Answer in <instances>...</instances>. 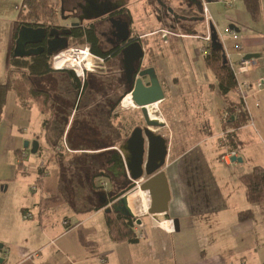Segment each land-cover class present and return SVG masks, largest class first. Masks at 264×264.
<instances>
[{"label":"crops","instance_id":"crops-1","mask_svg":"<svg viewBox=\"0 0 264 264\" xmlns=\"http://www.w3.org/2000/svg\"><path fill=\"white\" fill-rule=\"evenodd\" d=\"M50 1L56 5L59 19L64 2ZM22 2L0 0V83L6 80L12 67L14 24ZM109 2L119 3L123 12L130 13L133 24L131 0ZM145 2L154 8L153 0ZM206 4L211 22L232 61L240 62L247 53L258 54L253 58V66L238 76V80H246L251 85L246 102L249 120L236 130L241 146L236 156L242 157V161H232L226 156L228 152L223 154L226 149H221L220 141L222 114L240 101L236 90L223 94L213 72V76L207 72L204 76L202 71L198 70L199 75H196L194 70L184 80L176 71H171L167 67L170 60L165 61L155 54L157 49L164 52L162 41L175 49L181 46L184 37L199 38L192 35L194 22H191L184 28H171L175 33L163 39L162 30L168 28L158 19L153 28L139 32L146 50L143 66H153L163 84L165 98L159 102L161 109L164 104H175L177 97L185 96L188 100L184 105L189 115L200 125L196 143L177 154L173 137L167 134L169 148L165 168H170L173 160L179 162L173 172H166L171 194L168 214L169 218H178V230L173 226L167 230L157 227L144 233L140 230L138 232L144 236L137 242L111 239L105 208H96L101 201L97 200L98 195L109 188L94 189L93 174L98 157L117 148L119 138L125 135L115 125L113 117V127L102 129L98 124L100 113L87 111L89 106L68 91L66 75L50 72L35 77L34 84L50 92L56 105L55 118L66 126L58 145L66 141L72 151L56 153L58 145L54 148L49 143L48 137H56L53 131L45 129L47 113L36 104L25 106L16 92L7 95L0 122V264H264V202L250 205L240 179L254 166L264 167V0H260L258 20L252 19L245 2L213 0ZM71 8L69 1L65 6L66 15ZM231 24L238 29H231ZM186 27L189 31H185ZM232 31L238 33L240 39H234ZM238 43L242 46V57L236 49ZM201 56L205 64V54ZM170 65L174 66V61ZM88 74L97 79V71ZM258 79L263 80L261 87L257 85ZM62 82L65 85L60 86ZM87 92L92 97L103 93L96 87L88 88ZM105 103L102 102L101 113L107 107ZM183 103H178V107L182 108ZM162 116L165 126L166 123L173 125L163 112ZM179 117L178 126L185 127L186 122L189 134H193L195 121L186 114ZM88 124L93 132L87 128ZM42 139L47 144L48 159L34 161L31 172V167L25 163L30 153H34L32 142L37 140V152L42 154ZM26 141L30 142L27 147ZM203 143L206 146H202ZM197 148L200 149L197 151ZM19 158L25 159L21 169L18 168ZM41 163L42 171L37 165ZM34 184L38 185L35 191ZM248 207L253 209L254 216L240 220L239 212ZM24 210L31 211L34 217L25 219ZM64 220L69 223L65 225Z\"/></svg>","mask_w":264,"mask_h":264},{"label":"water","instance_id":"water-1","mask_svg":"<svg viewBox=\"0 0 264 264\" xmlns=\"http://www.w3.org/2000/svg\"><path fill=\"white\" fill-rule=\"evenodd\" d=\"M213 0H190L192 8H196L198 11V18H190L192 22H204L205 17L199 16L203 13L204 2L208 3ZM160 6L166 7L167 5L163 0H158ZM80 8L82 13L77 15L72 13L63 18L77 19L70 24L69 28L58 30L56 27L50 29L46 26H28L23 25L18 31L17 38L15 40V46L13 49V55L16 57H31L36 56L46 51L49 55H53L62 49H65L69 45V35H71V27L81 26L83 21L97 19L111 10L120 7L119 3L112 4L111 2H103L99 0H80L76 3L74 10ZM112 7L114 9H112ZM173 12V8H171ZM63 12V9L61 10ZM195 17V16H194ZM117 28L120 35V40H129L131 33L129 23L126 20L118 19L115 17L110 18ZM187 20L188 18H180ZM211 28V45L212 47L220 46L224 49L223 43L220 40L218 31L213 23H210ZM230 28H236L234 24L230 25ZM196 34L192 31V35ZM181 37V36H180ZM46 39V46H34L27 48V45L38 44ZM256 53H247L243 56V59H251L257 57ZM121 61L123 64V72L127 81L126 90L123 96L131 94V99L134 104L140 108L143 115L146 127L142 128L137 126L133 129L128 138H126L122 144L117 148H111L107 150L106 154H109L108 163L113 162L114 170L122 172L124 177L131 181H141L134 189L139 188L142 191H146L149 196V203L147 211L152 219L168 218L172 220L173 228L178 230L179 220L178 218H169V201L171 198L170 187L167 175L165 173V166L167 163L169 139L162 133H158L154 130V127L162 128L165 123L158 119L152 118L149 114V108L153 105H157L161 100L165 98V92L163 84L161 83L156 69L153 66H143V60L145 58V48L140 40L132 42H126L121 50ZM224 57L227 60V54L224 49ZM29 141L25 142V146H29ZM38 142H32V152L36 153L38 150ZM232 161H242V157L236 155L231 156ZM101 175V173H100ZM147 176V178H145ZM133 188V187H132ZM131 189L119 198L109 203V197L115 196L114 191H103L100 204L105 208V212L116 211L123 214L126 217H135L136 214L132 210L128 202L129 193L134 190ZM137 223H143V220L138 218ZM2 248V244L0 245ZM2 260L0 259V262Z\"/></svg>","mask_w":264,"mask_h":264},{"label":"trees","instance_id":"trees-1","mask_svg":"<svg viewBox=\"0 0 264 264\" xmlns=\"http://www.w3.org/2000/svg\"><path fill=\"white\" fill-rule=\"evenodd\" d=\"M246 4V9L248 10L250 16L254 20H258L261 16L260 0H244ZM130 13H128L129 15ZM58 18V9L54 3L50 0H23L21 8L19 9L18 15L14 24V36L12 44V56L11 65L12 67L8 70L7 78L4 82L0 83V122L2 120V113L4 105L7 99V95L10 92H16L18 97L24 102L25 106H32L36 104L39 109L48 114V118L44 121L45 129L53 131V135L56 138H49V143L55 148L66 130V126L59 123V120L55 118L56 105L51 97L49 91L44 90L34 84V78L37 76H43L50 72H63L69 80L68 91L73 93L74 96L79 98V102L87 104L89 107L87 111L97 113L100 115L101 120L99 121V126L102 129H106L107 126L113 127L111 124V113H108V108H103V113L100 112L102 105L96 104V99L98 97H92L88 88L82 83V79L79 78L73 70L63 69L54 70L51 65V55L45 53H40L36 56L31 57H16L13 55V49L15 46V40L18 35V31L21 26H48L56 22ZM164 25V24H163ZM97 35L93 29H85V27L76 28L72 31L71 43L73 44H89L92 42L96 43ZM91 51L104 58L99 51L91 47ZM206 66L214 73L217 86L223 94H228L231 91L236 90L238 86V78L235 71L229 65L228 61L224 57V49L220 46L212 47L210 44V50L205 53L204 56ZM100 94V93H97ZM120 101L112 106L113 113L116 107L119 105ZM228 112L234 114V117L226 118L224 113ZM92 114V113H91ZM95 117L94 114H92ZM99 120V119H98ZM249 120V114L246 104L240 100L235 106H231L224 110L222 114V131H224V136L220 137L221 149L225 152H236L240 150L238 135L236 130L242 125L246 124ZM126 136V135H125ZM120 143L123 138H119ZM22 156V155H21ZM25 163V159L19 158L18 168L21 169ZM43 169V167H42ZM98 170V169H97ZM94 171V178L92 185L95 188H100L101 186L95 185L96 177H99V171ZM246 191L247 200L250 205L258 204L264 202V167L254 166L249 172L244 173L240 177ZM133 185L120 191L114 198H118L125 191L131 189ZM103 207L102 204H98L96 208ZM254 216V211L251 207H248L239 212V218L242 221L251 219ZM106 222L109 229V234L114 242H137L138 232L135 229V219L133 217H126L123 214L110 211L105 212ZM178 264V263H176Z\"/></svg>","mask_w":264,"mask_h":264},{"label":"rangeland","instance_id":"rangeland-1","mask_svg":"<svg viewBox=\"0 0 264 264\" xmlns=\"http://www.w3.org/2000/svg\"><path fill=\"white\" fill-rule=\"evenodd\" d=\"M131 1H132L131 2V9L133 11V16H134L133 28L138 32H142L146 29L149 30V29L153 28L159 21L158 18L156 17L155 12H154V8L151 5H149L148 3H146L145 0H131ZM238 2H245V1L244 0H238ZM20 8L21 7L19 6V9ZM15 12H16V10H15ZM228 21H230V20L228 19ZM187 24H189V23L186 22V25ZM192 26H193V28H191V29L196 34L199 35V34L204 33V27H203L202 21L199 23L195 22L194 25H192ZM168 29L171 30L170 28H168ZM187 29L188 28L186 27L185 31H189ZM171 31L174 32L173 30H171ZM196 34H194V36ZM172 41H173V39L170 38V43ZM181 41H182L181 46L174 49L173 46H171V44L167 45V44H165V42L163 40L162 45H163L164 52L161 49H157L155 54L157 56L161 57L162 59H164L165 61L169 59L170 61H169V64L167 65V67L169 69H172L171 71H176L180 75V77L184 80H185V78H187L188 75H192L194 70H196V75H199L198 70L202 71L204 76L206 75V72L208 74L212 75V71L207 66H205V64H203V60H202L203 57L201 56L203 53L198 54L200 51V48L202 46H204V41L200 40V38L199 39H193V38H187V37L182 38ZM69 46H90V45L89 44H77V43L76 44H73V43L70 44L69 43L68 47ZM62 50H64V49H62ZM51 56H53V55H51ZM198 56H199V58H198ZM175 57H179V60ZM144 61H145V59L143 60V64L145 63ZM171 61H174V63H175L174 66L170 65ZM104 64H105V62H104ZM104 64H102V65H104ZM100 65L97 69H95L93 71H87L85 73V77H86L88 72H94V71L99 72V71L103 70L102 68L105 66H102V65L100 66ZM65 70H67V69H65ZM70 70H72V69H70ZM53 75H54V77L56 76V74H53ZM85 77H84V79H85ZM84 79H82V81H84ZM59 85L63 86V85H65V82H62ZM60 89H61V87L59 88V90ZM99 96H101V95H98V97ZM125 96L122 95L121 101H120L119 105L116 107V110L112 115L114 118V122L116 123L115 125L121 129V131L123 132V135L129 134V132L133 128V126L143 122L141 117H140V111H139L140 108H138V107L135 108L132 106H127V107L122 106V100ZM181 99L177 97V103H175V104L174 103L173 104H167L166 103V104H164L162 109L159 106V103L156 105V108H154V107L152 108L153 113L155 114V117H159L161 122L163 121L165 123L164 117L162 116V112H163L164 116H166V120H169V121L172 120L173 125L166 123V126H164L163 128L162 127H158V128L154 127V130H157L156 132H158V133H161V134L163 133L166 137H167L168 133L171 134L170 136H171V138L173 137L172 139H173V146H174L175 154L182 151L184 149V147H187L193 143H196V139H198V137H200V135H199L200 134V129H199L200 125L197 123L198 120H195V117L193 115H191V116L189 115L190 111L184 105L187 98L185 99V96H184ZM99 100H103V98H100ZM181 101L184 103L182 104V108H179L178 103H181ZM182 114H183V116H184V114H186L187 118L191 119L193 122L195 121V125L193 127L194 133L191 135L188 132V129H187L188 126L186 125V122L184 123L185 127H179L178 126V122H179V118H180L179 116H181ZM141 115H142V113H141ZM186 136H188L190 138H186ZM215 141H216L215 139L212 140L213 143H215ZM41 143H42V154L40 152L30 153V159H28L27 163H25V164H27L28 167H31V169H30L31 172L33 171L32 167L34 165L33 164L34 161H40L42 159L43 160L48 159V157H47L48 156V150H47L46 141L44 139H42ZM208 143L210 144V142H208ZM202 146H206V143H203ZM199 149L200 148H197L196 150L198 151ZM194 152H196V151H194ZM173 159H175V158H173ZM178 164H179V162H175L173 160L170 168L169 167L165 168V170H166L165 173L166 172L169 173L171 171L173 172ZM37 165H40L39 169H40V171H42V163L37 164ZM94 168L96 171L97 167L95 166ZM103 181H106L108 183V188L110 189L111 185H110L108 179H106L104 177H100V176L97 177L95 180V183L97 185H100ZM140 182H141L140 180L136 181L135 184H133L134 187L131 189H134L137 185L140 184ZM131 208L134 211V213L136 214V216L134 217V219H135L134 225H135L136 232L142 230V232L144 233V231L149 232V230H152V229L157 228V227L159 229L165 228V227H160L159 224H155L153 222L152 217L149 214H146L141 197H138L133 202ZM138 218L142 219L143 223H141V224L137 223ZM166 219H168V218H166ZM170 225H171L170 227H167L165 229L167 230L173 226L172 223ZM138 234H142V233L138 232ZM141 236L143 237L144 235H141ZM0 245H1V243H0Z\"/></svg>","mask_w":264,"mask_h":264},{"label":"flooded vegetation","instance_id":"flooded-vegetation-1","mask_svg":"<svg viewBox=\"0 0 264 264\" xmlns=\"http://www.w3.org/2000/svg\"><path fill=\"white\" fill-rule=\"evenodd\" d=\"M71 2V11L72 13H76L77 15H80L82 13L80 8H76L74 10V7L77 2L80 0H63L64 2V8L60 9L59 13V19H57L56 22L53 24H49L47 27L50 29L51 27H56L58 30H62L65 28H69L70 24L74 21H77V19L68 18L65 19L63 17L68 16L65 13V6L68 4V2ZM99 1H109V0H99ZM167 5L166 7L160 6L158 3V0H153V6H154V12L156 14V17L159 20H163L164 27L177 29L180 26L184 28V25L186 22L191 23L192 20L190 18H198V11L196 8H192L190 5V0H163ZM171 8H173V12L171 11ZM63 9V12L61 11ZM112 9H114L112 7ZM70 11V12H71ZM69 12V15L72 14ZM195 16V17H194ZM199 16H202V13L199 14ZM111 17H115L118 19H123L128 21L129 27H130V35L129 40L123 41L120 40V35L118 33V30L116 27H114L113 22L111 21ZM132 17H129L128 14L123 12L122 8H117L114 10H111L109 13L97 18V19H91V20H85L83 21L81 26L78 27H71V35H69V43L71 42L72 38V31L76 28L85 27V29H93L97 35V41L91 43V47H93L95 50L99 51L100 54L104 56V62H105V69L102 71L97 72V79L92 77V75H89L87 73L84 81L82 83L87 88L96 87L97 90L102 91L103 93H100V98H103V100L96 99V104L99 105L102 103V101L106 102V106L108 108V113L113 114L112 106L119 101H121L122 95L124 94L127 86V81L124 76L123 72V64H122V57H121V50L123 46H125L126 42H132L135 40H140L142 44L144 43L142 36L138 31H136L133 28V24L130 22ZM180 18H188L187 20H183ZM67 20V22H66ZM69 20V21H68ZM195 23V22H194ZM188 25V24H187ZM46 46V39L43 40V42L38 44H30L27 45V48L30 47H36V46ZM144 46V45H143ZM47 55H49L46 51V48L43 52ZM146 53V50H145ZM123 106V105H122ZM140 111V110H139ZM91 118H95L92 115ZM140 117L143 122L136 124L133 126V128L130 130L129 134L123 137L122 142L129 137L133 129L137 126H141L142 128L146 127V122L144 121L143 116L141 115L140 111ZM112 118V117H111ZM96 120V119H95ZM92 122L94 120H91ZM162 127V126H160ZM87 128H89L93 132V128L90 127V125H87ZM158 128V127H156ZM157 131V130H155ZM123 134V133H122ZM125 135V134H124ZM119 144V145H120ZM109 154H103L98 157L96 167L97 171H99L100 177H104L108 179L111 188L107 192L114 191V195L118 194L120 191H123L124 189L128 188L130 185L135 184V181H131L130 179L124 177L122 172H116L113 168V162L108 163ZM95 169V168H94ZM119 173V174H118ZM147 178V176L145 177ZM134 187V186H133ZM128 189L127 191H129ZM125 191V192H127ZM114 196V197H115ZM114 197H109V203L113 202V200L117 199ZM102 199V194H99L97 197V200Z\"/></svg>","mask_w":264,"mask_h":264},{"label":"built area","instance_id":"built-area-1","mask_svg":"<svg viewBox=\"0 0 264 264\" xmlns=\"http://www.w3.org/2000/svg\"><path fill=\"white\" fill-rule=\"evenodd\" d=\"M203 6L204 7H203L202 15L205 17L204 33L199 34V35L198 34L195 35L196 37L201 38L205 42L204 46H202L200 48L199 54L200 53H203V54L207 53L210 50V44H211V28H210V23H212L211 17L208 14V8H207V4L205 2H204ZM231 33H232L234 39H236V40L240 39L238 33L234 32V31H232ZM172 34H174V32H172L169 29L162 30V38L163 39L167 40V38L169 36H171ZM241 48H242V46L238 43V45L236 46V49L242 57L243 54L241 52ZM227 60H228L229 65L235 71L237 78L239 76V73L245 72L246 70L250 69V67H252L254 64L253 58L243 59V57L240 60V62L235 63L234 61H232L231 57L228 54H227ZM103 62H104L103 58L92 53L90 46H69V47L65 48L64 50H61V51L53 54V56L51 58V63H52L51 65H52L53 69H55V70L72 69L74 71V73L81 79H84L85 73L87 71H93V70L97 69L100 64L101 65L103 64ZM257 85L259 87H261L263 85V80L258 79ZM250 86H251L250 83L246 80H243V81L239 80L238 81V86L236 88V92H237L240 100H242L245 104H246L248 96H249ZM230 115H231V118L234 117V114L225 112L224 113L225 119L230 117ZM223 136H224V131H222L220 134V137H223ZM63 150H65L67 152L72 151L69 148V146L67 145L66 141H64L63 144L58 145L55 148L56 153H59ZM233 155H236V152L233 151V152L226 153V156H228L229 158ZM100 186L103 187L105 190L108 189V183L106 181H103L100 184ZM37 188H38L37 184L32 185V189L34 191ZM23 217L25 219H32L34 217V214L31 211L24 210L23 211ZM63 223L65 225H67L69 223V221L64 220ZM141 235L142 234H138V238H142Z\"/></svg>","mask_w":264,"mask_h":264},{"label":"bare ground","instance_id":"bare-ground-1","mask_svg":"<svg viewBox=\"0 0 264 264\" xmlns=\"http://www.w3.org/2000/svg\"><path fill=\"white\" fill-rule=\"evenodd\" d=\"M122 105L124 107H127V106H132V107H137L133 100L131 99V94H128L126 95L123 100H122ZM154 108H156V105H153ZM152 107V108H153ZM152 108H149V114L152 118H155V119H158L160 120L159 117H155V114L153 113V110ZM161 121V120H160ZM138 197H141L142 198V202H143V205H144V209H145V212L146 214H149L148 211H147V208H148V203H149V196H148V193L146 191H142L140 190L139 188H136L134 190H132L129 195H128V202H129V205L132 207V204L133 202L138 198ZM152 217V216H151ZM153 222L155 224H159L160 227H170L171 225V221H168V219L166 218H162L160 217V219L156 220L154 219L153 217Z\"/></svg>","mask_w":264,"mask_h":264}]
</instances>
